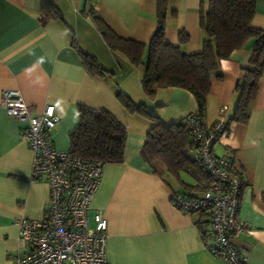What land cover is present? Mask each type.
I'll list each match as a JSON object with an SVG mask.
<instances>
[{"label":"crops","instance_id":"obj_1","mask_svg":"<svg viewBox=\"0 0 264 264\" xmlns=\"http://www.w3.org/2000/svg\"><path fill=\"white\" fill-rule=\"evenodd\" d=\"M205 1H167L166 43L177 45L183 31L188 40L182 51H200L198 9ZM156 4L157 0H0V264H12L26 250L17 221L41 219L49 198L45 180H30L32 152L20 138L25 123L6 114L1 105L4 89L18 90L34 112L54 106L59 120L50 139L57 150L69 148L79 105L106 110L126 128L123 161L104 163L89 210L90 216L101 210L107 220L108 264H229L207 251L199 213L172 206L170 196L183 191L182 182L160 163L144 158L142 145L153 123L128 112L117 99L120 91L169 125L196 112L194 96L175 86L157 88L147 96L141 85L143 66L111 50L89 13L96 12L117 35L148 43L157 27ZM251 24L264 30V0H256ZM255 43L247 39L220 61L202 116L207 125L219 118L227 125L212 151L233 160L242 180L238 219L244 229L233 242L246 255L245 264H264V71L246 123L230 117L238 99L237 83L252 67ZM80 52L94 57L104 75L88 72ZM193 179L181 180L193 185L190 192L196 193Z\"/></svg>","mask_w":264,"mask_h":264},{"label":"built area","instance_id":"obj_2","mask_svg":"<svg viewBox=\"0 0 264 264\" xmlns=\"http://www.w3.org/2000/svg\"><path fill=\"white\" fill-rule=\"evenodd\" d=\"M1 105L8 116L25 123L20 138L32 152L30 180H45L49 187L44 216L17 221L26 250L12 264H108L107 220L98 209L89 215L104 162L53 147L50 132L59 120L53 105L34 112L16 89L2 90ZM184 122L191 138L188 151L208 182L196 193H173L170 202L182 212L207 215L202 239L211 256L245 264L246 255L233 242L244 229L238 219L240 177L231 159L212 151L227 125L222 118L207 125L197 112L186 114Z\"/></svg>","mask_w":264,"mask_h":264},{"label":"trees","instance_id":"obj_3","mask_svg":"<svg viewBox=\"0 0 264 264\" xmlns=\"http://www.w3.org/2000/svg\"><path fill=\"white\" fill-rule=\"evenodd\" d=\"M167 1L157 0V27L148 43L117 35L96 12L90 10L89 13L111 50L124 54L132 65L143 66L141 85L147 96L152 97L160 87L184 88L194 96L196 112L201 117L205 111L211 78L218 75L220 61L228 58L247 39L254 38L256 43L249 59L252 67L245 70L244 77L237 83L238 99L230 117L232 121L246 123L264 71V30L251 24L256 0L202 2L198 9V24L203 32L202 46L200 51L188 54L181 49L188 40L187 33H179L177 45L165 41ZM80 54L88 72L104 75L105 71L94 57ZM117 99L128 112L139 114L153 123L142 145L144 158L150 164L160 163L172 177L180 180L183 184L181 193L191 194L190 189L194 187L180 179L182 172H190L196 178L195 186L199 190L205 188L208 176L188 151L191 138L184 118L164 125L146 106L134 104L122 92L117 93ZM125 141L126 128L111 113L85 105L78 106V124L69 134L68 150L72 154L97 158L104 163H118L124 158ZM240 181L239 200L243 187L241 178ZM199 215L202 234L207 224V215Z\"/></svg>","mask_w":264,"mask_h":264},{"label":"rangeland","instance_id":"obj_4","mask_svg":"<svg viewBox=\"0 0 264 264\" xmlns=\"http://www.w3.org/2000/svg\"><path fill=\"white\" fill-rule=\"evenodd\" d=\"M180 178L183 179V181H186L187 183H193L194 182L193 177L187 173H184V172H182L180 174Z\"/></svg>","mask_w":264,"mask_h":264}]
</instances>
